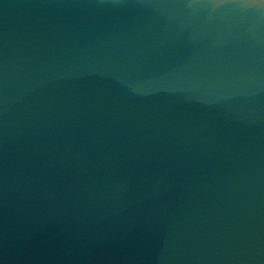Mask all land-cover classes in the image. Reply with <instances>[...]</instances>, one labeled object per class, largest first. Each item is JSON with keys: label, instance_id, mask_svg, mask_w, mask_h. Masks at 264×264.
<instances>
[{"label": "water", "instance_id": "water-1", "mask_svg": "<svg viewBox=\"0 0 264 264\" xmlns=\"http://www.w3.org/2000/svg\"><path fill=\"white\" fill-rule=\"evenodd\" d=\"M0 264H264V0H0Z\"/></svg>", "mask_w": 264, "mask_h": 264}]
</instances>
